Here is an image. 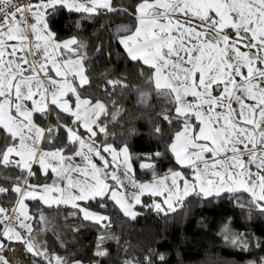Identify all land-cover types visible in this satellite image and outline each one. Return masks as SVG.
I'll return each instance as SVG.
<instances>
[{
	"label": "snow or ice",
	"instance_id": "1",
	"mask_svg": "<svg viewBox=\"0 0 264 264\" xmlns=\"http://www.w3.org/2000/svg\"><path fill=\"white\" fill-rule=\"evenodd\" d=\"M59 9L135 21L117 27L116 42L147 69L145 85L165 102L158 119L173 129L166 152L175 168L158 173L164 153L156 151L138 158L151 174L138 181L127 145L107 142L114 113L82 94L92 87L85 46L76 37L57 39L48 20ZM128 87L120 77L99 90L115 107L116 89ZM138 91L146 102L150 93ZM164 131L153 129L158 137ZM0 169L13 173L0 176V197L10 201L0 203V264H84L50 253L38 239L56 227L43 208H71L65 221L79 217L108 229L110 218L89 202L104 208L111 201L134 220L137 206L168 216L190 196H227L249 219L264 217V0H137L131 12L116 0H0ZM144 196L158 199L145 204ZM29 202L40 205L35 213ZM108 239L98 234L95 257L108 256ZM222 239L244 250L264 244L229 226ZM14 243L23 245V260L5 254ZM123 264H152V257Z\"/></svg>",
	"mask_w": 264,
	"mask_h": 264
},
{
	"label": "trees",
	"instance_id": "2",
	"mask_svg": "<svg viewBox=\"0 0 264 264\" xmlns=\"http://www.w3.org/2000/svg\"><path fill=\"white\" fill-rule=\"evenodd\" d=\"M136 2L137 0H116V3L129 12ZM48 23L57 39L74 36L85 46L86 67L92 87L85 89L82 94L109 103L114 117L107 121L110 133L107 142L115 146H128L133 157L135 177L151 178L150 173L139 167L141 161L138 158L156 151L164 153L157 161L158 173L175 168L170 154L166 152L168 136L173 129H169L158 119V113L165 102L151 93L145 85L147 69L142 72L138 63L126 59L122 47L116 42L117 27L132 26L135 21L123 13H101L87 17L81 13L59 9L56 15L49 18ZM120 77L126 78L129 87L116 89V95L112 97L116 102L113 107L99 88L103 86L105 79ZM138 89L150 93L146 102H141ZM158 125L165 130L163 137H158L153 132ZM11 175V170L0 169V176ZM0 183L4 181L0 180ZM4 186L8 185L5 183ZM142 200L145 204H150L154 197L144 196ZM239 200L246 202L248 197L241 195ZM0 203L8 207L10 201L7 197H0ZM106 203L104 208L99 207L96 202H89L86 206L110 218L111 227L108 229L79 217H68L65 221L71 208H43L50 219L54 218L56 227L55 230L40 233L39 239L44 241L50 253L67 258L76 257L88 264H97V261L99 264H123L125 260L133 258L142 261L149 255L152 257V264H252L264 257V244L257 247L255 241H252L247 250H244L223 241L225 226L264 241V217L252 213V218L249 219L248 212L240 208L232 197L204 199L190 196L182 209L168 216L137 206L135 210L138 215L134 220L126 217L111 201ZM37 207H40L37 202H29L31 212L35 213ZM76 226L80 227L79 232L71 230ZM103 232L114 239L105 242L108 256L97 258L93 253L97 236ZM11 247L14 251L5 254L13 261L25 258L23 245L14 243ZM160 256H163V260L159 259Z\"/></svg>",
	"mask_w": 264,
	"mask_h": 264
},
{
	"label": "crops",
	"instance_id": "3",
	"mask_svg": "<svg viewBox=\"0 0 264 264\" xmlns=\"http://www.w3.org/2000/svg\"><path fill=\"white\" fill-rule=\"evenodd\" d=\"M28 2H30V3H35L36 2V0H28ZM70 37H74V36H69V37H66V38H62V39H68V38H70ZM62 39H58V40H62ZM108 143H110V144H112L114 147H117V148H120V147H122L123 145H125V144H122V145H120V146H115L113 143H111V142H108ZM128 147V146H127ZM161 174H163V173H161ZM138 181H146V180H149L150 178H146V179H139V178H137V177H135ZM129 192H131L132 191V189H131V187H129L128 189H127ZM154 199H158V198H154ZM91 211H93V212H97V211H94V210H91ZM97 213H100V212H97ZM100 214H102V213H100ZM103 215V214H102Z\"/></svg>",
	"mask_w": 264,
	"mask_h": 264
},
{
	"label": "built area",
	"instance_id": "4",
	"mask_svg": "<svg viewBox=\"0 0 264 264\" xmlns=\"http://www.w3.org/2000/svg\"><path fill=\"white\" fill-rule=\"evenodd\" d=\"M17 3H28V0H16Z\"/></svg>",
	"mask_w": 264,
	"mask_h": 264
},
{
	"label": "rangeland",
	"instance_id": "5",
	"mask_svg": "<svg viewBox=\"0 0 264 264\" xmlns=\"http://www.w3.org/2000/svg\"><path fill=\"white\" fill-rule=\"evenodd\" d=\"M104 33H105V32H104ZM104 33H103V35H104ZM105 39H106V38H105ZM105 39H104V40H105ZM102 40H103V38H102ZM38 239H39V237H38ZM84 264H88V263L84 262ZM93 264H95V263H93Z\"/></svg>",
	"mask_w": 264,
	"mask_h": 264
}]
</instances>
